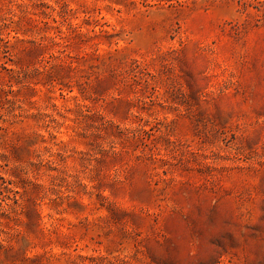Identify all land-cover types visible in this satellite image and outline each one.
<instances>
[{
	"label": "clouds",
	"instance_id": "clouds-1",
	"mask_svg": "<svg viewBox=\"0 0 264 264\" xmlns=\"http://www.w3.org/2000/svg\"><path fill=\"white\" fill-rule=\"evenodd\" d=\"M0 264H264V0H0Z\"/></svg>",
	"mask_w": 264,
	"mask_h": 264
}]
</instances>
